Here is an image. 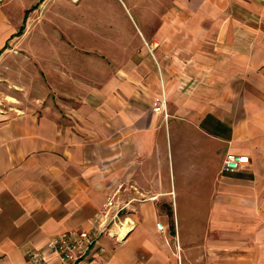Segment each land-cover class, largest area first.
I'll list each match as a JSON object with an SVG mask.
<instances>
[{"label":"crops","instance_id":"0c3cea01","mask_svg":"<svg viewBox=\"0 0 264 264\" xmlns=\"http://www.w3.org/2000/svg\"><path fill=\"white\" fill-rule=\"evenodd\" d=\"M9 2L0 264L92 230L113 195L128 232L75 264H264V0H60L23 25ZM37 25L47 59L23 43ZM229 153L249 163L225 170Z\"/></svg>","mask_w":264,"mask_h":264},{"label":"built area","instance_id":"2783aa9c","mask_svg":"<svg viewBox=\"0 0 264 264\" xmlns=\"http://www.w3.org/2000/svg\"><path fill=\"white\" fill-rule=\"evenodd\" d=\"M6 0H0V6ZM77 3L79 0H68ZM167 98L164 94L155 97L153 100V111L168 118ZM249 163V158L244 155L227 154L223 160V169L237 170ZM123 207L118 206L113 195L106 202L103 210L99 213L94 221L93 228L90 231L64 233L50 238L43 250H27L25 255L29 264H47L49 257H56L64 264H75L80 259L86 257L93 245L98 244L101 236L107 237H124L126 232L122 228L118 234L114 229L120 225V213ZM158 230L162 231L163 226L157 225Z\"/></svg>","mask_w":264,"mask_h":264},{"label":"rangeland","instance_id":"374dc122","mask_svg":"<svg viewBox=\"0 0 264 264\" xmlns=\"http://www.w3.org/2000/svg\"><path fill=\"white\" fill-rule=\"evenodd\" d=\"M6 1L8 2V0ZM56 1L57 2L54 1V2H49L47 4L42 3V5L40 6L41 0H14V2H9V5L4 8V12H3V15L5 16L4 21L6 23L10 21L12 22V24L17 25L21 20L23 25L25 18L34 19L43 14V17L46 19L51 17L52 13L56 11L61 14H66V12L63 11L62 8L63 7L62 2H58L60 0H56ZM22 6L24 7L22 8ZM39 26L40 25H37L35 26V28L32 29V31L28 34L26 40H24L23 43L27 42L24 46L27 47V44L30 45V50H32V52L34 53L37 52L38 59L42 60L44 58L47 59V57H49L50 55V53L47 50L48 47L46 45L49 42L48 37L50 36L51 33L50 30H48L47 25H45L44 28L46 32H41L38 29ZM23 32H26V29ZM17 41L18 40H16V42ZM7 47L10 49H15L16 51L19 49L18 45L14 48V43H10V45H8ZM33 94H35V92L31 93V95ZM15 99L18 100L17 98ZM6 105L7 104H4V102H2L1 100L0 111L8 110V107ZM12 107L13 106H10V108Z\"/></svg>","mask_w":264,"mask_h":264}]
</instances>
